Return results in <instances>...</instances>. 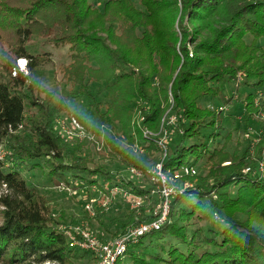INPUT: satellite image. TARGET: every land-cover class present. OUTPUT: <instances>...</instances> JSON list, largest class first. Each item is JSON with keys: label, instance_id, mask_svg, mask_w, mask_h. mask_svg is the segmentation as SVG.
I'll return each mask as SVG.
<instances>
[{"label": "trees", "instance_id": "1", "mask_svg": "<svg viewBox=\"0 0 264 264\" xmlns=\"http://www.w3.org/2000/svg\"><path fill=\"white\" fill-rule=\"evenodd\" d=\"M38 39L68 46L71 61L60 71L75 96L92 99L107 156L148 180L170 112L177 136L166 144L163 170L203 163L202 173L189 177L193 187L173 197L168 221L131 241L116 264H264V132L250 130L249 141L232 151L222 110L203 106L224 95L225 83L241 79L251 89L244 129L261 117L264 0H0V264H76L86 257L55 227L49 199L24 177V167L68 185L78 180L103 189L100 177L112 179L103 165L70 158L55 131L54 119L67 107L33 83L51 58L49 51H30ZM19 58L28 59L29 73L18 69ZM37 90L47 97L37 98ZM116 123L145 154L117 142ZM117 184L136 195L155 187L131 179ZM153 217L144 208L128 211L114 235Z\"/></svg>", "mask_w": 264, "mask_h": 264}, {"label": "rangeland", "instance_id": "2", "mask_svg": "<svg viewBox=\"0 0 264 264\" xmlns=\"http://www.w3.org/2000/svg\"><path fill=\"white\" fill-rule=\"evenodd\" d=\"M93 1L101 3V0ZM29 49L32 53L43 51H49L51 53L50 60L40 65L38 72H35L33 75L34 85L46 89L51 97H47L44 91L38 92V90L35 95L41 100L47 97L46 99L52 100V103H58L61 104L62 107H67L66 110L56 115L53 126L55 131L64 139L63 141L68 151H70L69 157L72 155H79L83 158L87 157L91 165H103L111 173L112 179L111 181H107L103 177H100L101 182L104 184V188L102 189L97 186L89 187L88 184L81 183V181L79 182L78 180H71L70 185L58 179L49 181L45 175V170L38 167H24L22 172L28 182L32 185L39 186L42 193L49 199L52 216L57 221L55 227L64 231L69 237L71 245L76 246L80 249L81 253L85 254L86 257L77 260L76 264H100L101 257L99 254L81 245L84 241L80 231H89L91 235L96 237L101 243L115 241L127 232H121L116 236L114 235L124 222V215L128 211L135 210L139 213L142 212V208H144L145 212L149 215H154L156 213L159 202V196L157 194L151 193L155 195V198L152 200L150 199L151 194L146 195L142 206L135 209L131 207V204L123 196V191L128 190L118 186L117 182H121L122 179H131L147 187L151 185L153 181L152 171L168 151L167 146V150H164V148L160 146L159 140L163 139L167 145L175 141L177 136L174 131L176 119H173V115L170 112L164 119L162 130L159 135H157L158 146L161 151L159 155L160 159L156 161L153 166L148 167L149 174L148 180H146V175L134 173L133 170L137 169L125 166L119 157L117 159L110 158L104 152L106 149V139L103 130L97 126L98 115L92 105V99L75 96V90L72 84L65 80L60 71V67L63 64H67L71 61L68 46L56 47L55 45L43 43L42 39H38V41L29 46ZM0 53L4 55V52L0 51ZM17 66L20 71L26 74L29 73V61L27 58H19L17 60ZM224 86L226 89L223 96L217 97L213 101L206 100L203 106L209 105L217 110L223 107L221 111L223 116L221 131L223 134L232 131V140L228 142L230 150L233 151L236 147L241 150L243 148L242 143L244 142L245 145V142L249 141L250 130L253 132L256 131L257 133L264 132V118L262 116L258 118L255 117L252 119L249 128L245 130L244 122L242 121V114L244 113L243 100L251 89L248 86L242 85L241 79L225 83ZM91 91L92 93H96L97 86L92 85ZM261 94H259V103H261L263 108L262 113H264V93ZM99 96L100 98L103 97L102 94ZM229 97L232 98L228 100ZM78 116L84 120V123L78 119ZM210 131L211 130H208L206 134H209ZM114 134L117 142H119L121 146L127 147L135 156L146 153L147 149L130 144L127 141L121 126L117 123L114 128ZM254 143L251 146L250 152L255 156ZM3 154L4 152L1 151L0 156H3ZM102 155H105V157L102 158ZM228 164L229 161L223 162V165ZM202 165L203 163H200V165L196 166L198 173H202ZM181 183L182 182L176 183L178 188L182 186ZM117 186L120 187V191L112 195L110 191ZM104 192L111 197L107 207H103L101 203L102 194ZM88 204L91 205L94 213L89 211L87 208ZM1 209L2 207L0 206V210ZM1 221L2 215L0 213V222ZM123 255L118 257V259L123 257ZM93 258L96 260H93Z\"/></svg>", "mask_w": 264, "mask_h": 264}, {"label": "built area", "instance_id": "3", "mask_svg": "<svg viewBox=\"0 0 264 264\" xmlns=\"http://www.w3.org/2000/svg\"><path fill=\"white\" fill-rule=\"evenodd\" d=\"M219 110H223V107H220ZM261 116L264 118V113H261ZM174 119V117H173ZM145 135L150 134L148 130L144 131ZM159 144L164 150H167L165 141L163 139L159 140ZM166 156V155H165ZM164 156V158H165ZM164 158L156 164L154 170L152 171V182L155 184V187L152 190L153 194L159 196V202L157 205L155 217L149 222L142 223L139 226L131 227L124 235L120 236L115 241H109L101 243L96 237L91 235L89 231L82 230L80 231L83 243V247L88 250L96 252L101 257L100 264H115L118 257L123 255L131 241H136L137 238L143 235L146 232L151 230L160 229L169 218L170 206L172 203L173 197L183 192L186 188L193 187L194 182L189 179V177L196 176L198 174V169L192 164H184L175 171L165 172L163 170V160ZM230 163V162H229ZM250 168L245 169L249 171ZM260 169L264 171L263 163L261 162ZM134 173L142 175L143 173L137 170H133ZM177 182H182L180 188L177 187ZM120 191V187L113 188L110 193L115 195ZM124 198L131 204L132 208L138 209L142 206L143 201L146 195H136L129 191H123ZM110 196L104 192L102 194L101 203L103 207H107L110 203ZM87 208L91 213H94L91 205H87ZM78 229V228H77Z\"/></svg>", "mask_w": 264, "mask_h": 264}]
</instances>
